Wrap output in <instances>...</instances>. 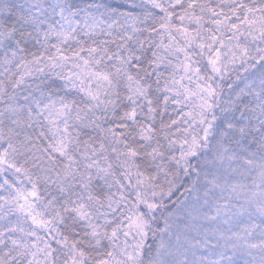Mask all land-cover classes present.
Wrapping results in <instances>:
<instances>
[{"label":"snow or ice","instance_id":"1","mask_svg":"<svg viewBox=\"0 0 264 264\" xmlns=\"http://www.w3.org/2000/svg\"><path fill=\"white\" fill-rule=\"evenodd\" d=\"M0 264H264V0H0Z\"/></svg>","mask_w":264,"mask_h":264}]
</instances>
